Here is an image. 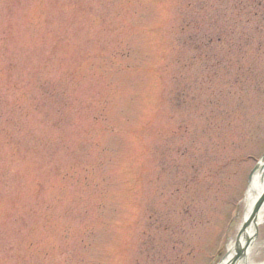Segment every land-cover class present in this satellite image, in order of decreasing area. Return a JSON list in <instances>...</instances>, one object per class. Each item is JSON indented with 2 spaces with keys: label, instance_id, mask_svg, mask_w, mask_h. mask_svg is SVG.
<instances>
[{
  "label": "rangeland",
  "instance_id": "rangeland-1",
  "mask_svg": "<svg viewBox=\"0 0 264 264\" xmlns=\"http://www.w3.org/2000/svg\"><path fill=\"white\" fill-rule=\"evenodd\" d=\"M263 152L264 0H0V264H218Z\"/></svg>",
  "mask_w": 264,
  "mask_h": 264
},
{
  "label": "bare ground",
  "instance_id": "bare-ground-1",
  "mask_svg": "<svg viewBox=\"0 0 264 264\" xmlns=\"http://www.w3.org/2000/svg\"><path fill=\"white\" fill-rule=\"evenodd\" d=\"M264 165V163H263ZM264 191V170L260 169L259 171L255 172L250 180L244 201H243V208H244V214L242 216L241 221L239 222V228L237 230V235L240 236V244H244L245 239L251 240L250 244L246 248V253L243 259H240L236 264H264L262 263H256L254 259L258 257V251L264 248L263 244H259L256 241L253 240V237L255 236L256 229L264 223V201L262 202V205L260 206L257 214V220L254 222V220L245 228L243 229L242 233V227L246 223L247 218L250 216V212L254 210V205L262 195ZM251 221V220H250ZM256 237V236H255ZM236 240L235 238H232L229 240L227 246H226V252L228 251V257H226L224 260L220 261L218 264H226L229 260V258L232 256V248L233 244Z\"/></svg>",
  "mask_w": 264,
  "mask_h": 264
},
{
  "label": "water",
  "instance_id": "water-1",
  "mask_svg": "<svg viewBox=\"0 0 264 264\" xmlns=\"http://www.w3.org/2000/svg\"><path fill=\"white\" fill-rule=\"evenodd\" d=\"M260 169L264 170V165H261ZM263 201H264V191H263L261 197L259 199H257V201L254 205V210L252 212H250V216L247 218L248 221H246V223L242 227L241 233H242L243 229H245L253 220H254V222L257 220L258 210H259L260 206L262 205ZM256 231H257V229H256ZM255 236H256V232H255ZM255 236L253 237V240H254ZM250 242H251V240L246 238L244 241V244L243 245L240 244V236L237 235L236 240L233 244V248H232L233 254L229 258V260H227L228 262L226 264H236L240 259H243L245 256V253H246V248L248 247Z\"/></svg>",
  "mask_w": 264,
  "mask_h": 264
}]
</instances>
